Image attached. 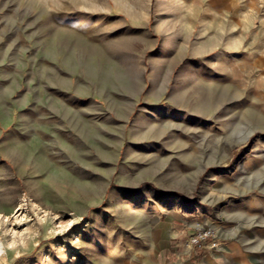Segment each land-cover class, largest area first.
<instances>
[{
  "label": "rangeland",
  "instance_id": "obj_1",
  "mask_svg": "<svg viewBox=\"0 0 264 264\" xmlns=\"http://www.w3.org/2000/svg\"><path fill=\"white\" fill-rule=\"evenodd\" d=\"M263 165L264 0H0L1 264H264Z\"/></svg>",
  "mask_w": 264,
  "mask_h": 264
},
{
  "label": "bare ground",
  "instance_id": "obj_2",
  "mask_svg": "<svg viewBox=\"0 0 264 264\" xmlns=\"http://www.w3.org/2000/svg\"><path fill=\"white\" fill-rule=\"evenodd\" d=\"M210 13V12H209ZM211 14V13H210ZM234 29H235V27H234ZM239 29V28H238ZM218 38V37H217ZM220 41V40H219ZM237 41V40H236ZM216 43H217V41H216V39H214V40H212V41H210V42H208V43H205L204 45H202L201 47H198L197 49H196V52H197V55H202L203 53H207V52H214V50H215V48H216ZM230 44H231V42H229ZM228 43V44H229ZM236 43V42H235ZM226 44V43H225ZM200 45V44H199ZM198 45V46H199ZM222 45V44H221ZM234 45V44H233ZM223 46V45H222ZM238 46V45H237ZM196 47H197V44H196ZM223 48H226V47H223ZM233 48V47H232ZM232 48H230V49H232ZM170 49V48H169ZM195 49H193V50H195ZM228 49V48H227ZM238 49V48H237ZM229 51V50H228ZM232 51V50H231ZM164 52H166V50H164ZM209 66H213L214 64L212 63V61H210L209 62V64H208ZM225 66V65H224ZM217 67V66H216ZM228 68V67H227ZM218 71V70H217ZM232 72V71H231ZM182 74H184L183 73V71L181 72ZM197 75H195L194 77H192L191 78V81L192 80H194L195 78H197V77H200V76H203L205 73H196ZM225 74V73H224ZM228 74V73H227ZM188 76V75H187ZM187 76H185V77H187ZM227 76V75H226ZM189 77V76H188ZM180 78H184V77H180ZM190 79V78H189ZM188 79V80H189ZM184 80V79H183ZM179 81V80H178ZM196 82V81H195ZM202 82H204V81H202ZM181 83V82H180ZM190 84H191V82H190ZM192 84H193V82H192ZM195 85V84H194ZM208 85V84H207ZM210 85V84H209ZM191 86V85H190ZM218 86V85H217ZM220 86V85H219ZM218 86V87H219ZM217 87V88H218ZM184 88H185V86H184ZM198 88V87H197ZM206 88V87H205ZM207 89V88H206ZM181 90V89H180ZM215 90V89H214ZM180 92V91H179ZM179 92H178V94H179ZM199 93V92H198ZM200 94V93H199ZM178 96V95H177ZM183 116L184 115H182V114H179V113H176V112H174V113H172V121H176V122H181V120L183 119ZM150 121V120H149ZM142 123V122H141ZM146 124V123H145ZM254 131L253 130H250V132L248 133V137L249 136H251L252 135V133H253ZM262 152H263V150H260V151H258L257 153H256V156L255 157H249L248 159H247V161H245V164L243 165L244 166V169L245 170H249L250 168H251V166L255 163V162H257L258 161V159H256V158H258V157H260L261 155H262ZM3 156H6V155H3ZM7 157V156H6ZM262 157H263V155H262ZM261 157V158H262ZM7 159H9V157L7 158ZM13 161V160H12ZM264 166V165H263ZM1 170V169H0ZM212 182V177L211 178H208L207 179V181H206V183L204 184V186H202L203 187V189H206V188H208L209 187V185H210V183ZM207 190V189H206ZM172 205H176V206H178V207H180L181 208V210L183 211V212H196L198 209H199V206H197V205H192V206H185V205H181V203H179L177 200H172L171 202H169V203H167V204H165L164 206H162V209L163 210H167L168 208H170V206H172ZM256 207V205H254V208ZM129 210V209H128ZM142 214H144V213H142ZM148 216V215H147ZM154 217H152V219H153ZM149 219V218H148ZM149 221V220H148ZM153 221V220H152ZM207 226V225H206ZM205 227V226H204ZM156 228V227H155ZM202 228V227H201ZM205 229H207L206 227H205ZM214 229H216L217 231L219 230V229H221V226H216V227H214ZM208 230V229H207ZM216 233V232H215ZM151 235V234H150ZM169 238V237H168ZM152 239H150V241H151ZM167 240V239H166ZM153 243V242H152ZM14 244H16V243H14ZM214 245V248L215 249H219L220 248V246H221V243H219V240H216L215 241V243L213 244ZM10 247V246H9ZM11 248V247H10ZM9 248V249H10ZM11 249H13V248H11ZM14 251V250H13ZM13 251H12V253H13ZM7 254H8V247L3 243V242H1L0 241V264L6 259V257H7ZM10 258V257H9ZM10 260V259H9ZM216 261V260H215ZM208 264H216V263H208ZM242 264H245V263H242ZM247 264V263H246Z\"/></svg>",
  "mask_w": 264,
  "mask_h": 264
},
{
  "label": "built area",
  "instance_id": "obj_3",
  "mask_svg": "<svg viewBox=\"0 0 264 264\" xmlns=\"http://www.w3.org/2000/svg\"><path fill=\"white\" fill-rule=\"evenodd\" d=\"M198 227V234L193 239V245L198 247H202V242L206 240L208 237L213 234L212 229H205L204 226H197ZM202 227V228H201Z\"/></svg>",
  "mask_w": 264,
  "mask_h": 264
}]
</instances>
